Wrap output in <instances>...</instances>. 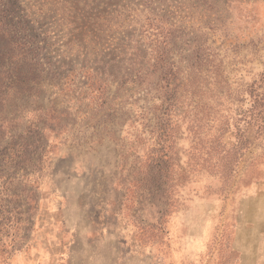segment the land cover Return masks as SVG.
Masks as SVG:
<instances>
[{
  "label": "rangeland",
  "instance_id": "obj_1",
  "mask_svg": "<svg viewBox=\"0 0 264 264\" xmlns=\"http://www.w3.org/2000/svg\"><path fill=\"white\" fill-rule=\"evenodd\" d=\"M19 1L36 38L19 62L0 33V264H264V131L236 122L249 142L226 177L190 169L183 125L166 212L151 187V9L171 1ZM220 11V28L200 9L183 23L249 79L264 65V0Z\"/></svg>",
  "mask_w": 264,
  "mask_h": 264
},
{
  "label": "trees",
  "instance_id": "obj_2",
  "mask_svg": "<svg viewBox=\"0 0 264 264\" xmlns=\"http://www.w3.org/2000/svg\"><path fill=\"white\" fill-rule=\"evenodd\" d=\"M170 1L175 10L159 12L154 10L157 7L151 9L150 48L153 98L151 187L162 188L167 194L165 212L171 203L170 187L166 185L172 172L171 152L180 127L184 125L182 131L189 142L186 152L190 169L199 164L203 169H211L226 177L231 175L239 153L246 149L249 142L236 122L251 124L259 133L264 131V65L249 79L230 77L225 71L229 48L207 44L202 36H205L203 27H188L183 23V12L200 9L204 17L214 23L208 22L211 28L222 27L219 17L225 0ZM21 7L19 0H0V33L7 39V47L10 45L3 59L7 56L9 60L18 61V56L23 54V48H18V45L25 46L27 51L35 46L36 34L30 28L27 16L20 13L23 11ZM238 47L235 45V48ZM251 47L256 50V43L251 42ZM30 60L37 65V60ZM25 66L11 62L8 70L21 71L22 68L25 73ZM88 79V86L94 92L103 90L105 83L100 78ZM231 125L235 128L234 142L228 144L224 135Z\"/></svg>",
  "mask_w": 264,
  "mask_h": 264
}]
</instances>
